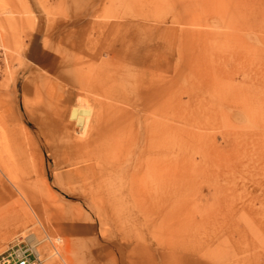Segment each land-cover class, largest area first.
Instances as JSON below:
<instances>
[{"label":"rangeland","instance_id":"obj_1","mask_svg":"<svg viewBox=\"0 0 264 264\" xmlns=\"http://www.w3.org/2000/svg\"><path fill=\"white\" fill-rule=\"evenodd\" d=\"M65 55L95 87L68 82ZM152 76L167 84V201L150 210L126 187L112 207L62 144L130 136L140 155ZM81 102L101 113L84 134ZM2 187L0 251L31 234L46 264H264V0H0Z\"/></svg>","mask_w":264,"mask_h":264},{"label":"bare ground","instance_id":"obj_2","mask_svg":"<svg viewBox=\"0 0 264 264\" xmlns=\"http://www.w3.org/2000/svg\"><path fill=\"white\" fill-rule=\"evenodd\" d=\"M121 49H123V48H121ZM62 57L66 61V62H64L65 65H67L68 67L70 65L72 66V70H71L72 75H70V76L67 75L68 79L66 78V76L64 77V79L66 78L69 83H70V81H73V83H75L74 86L77 84L78 87H80L81 89H85V88L91 89L92 87H95L93 85L92 81L91 82L89 80L87 81V77L85 76L84 73H82L83 71H82L81 67L83 65L81 64L80 65L81 67L78 65L79 63H81L80 62L81 60L80 61L78 60L79 58H75V59L71 58V57L69 58L66 55L62 56ZM78 61H79V63H78ZM87 61H89V60L87 59ZM59 62H60V60L58 61V63ZM139 62H140V60H139ZM57 68H58V64H57ZM88 68L89 67H87V69ZM97 68H99V67H97ZM89 69L87 70L88 72H90ZM55 71L57 73L58 70H55ZM69 72H70V70H69ZM162 74L164 75V73H162ZM90 75H91V72H90ZM45 76H47L46 73H45ZM94 76H97V75L94 74ZM98 76H99V74H98ZM98 76H97V78H98ZM158 76H160L159 73H158ZM242 77H243V75H242ZM45 78H47V77H45ZM161 78H163V77H161ZM161 78H160V82L155 81L153 76H152V78H150V80H146L147 83L145 81V86H148V91L145 92V95L141 101V107L140 108H142L143 111L146 112L145 116L148 120H146L145 124H143L145 127L144 129L141 126L143 132L141 133V131H138V133H141L143 135V137H142V135L140 137V138H143V142L141 140H139L143 143L142 144L143 146H141L142 149H140V150H142V151H140V153H141L140 155L137 154L139 152L138 150H137V153H136V151H134V150H136V148H134L135 146L133 144L134 139L130 140L129 139L130 136H127V137H129L128 138L129 140L125 139L127 142L123 141L124 138L121 141V139H119L118 137H117V140H118L117 141L115 136L112 138L115 139L116 141H111L110 140V138H111L110 133L113 132V130H114V129L112 130V128L108 129L110 131L112 130L110 133H107L106 130H104V132L103 131L99 132V133L103 132V135H104V133L106 131V133L109 136H106V134L104 136H106L107 138L110 137L108 139L106 138L107 141L102 142V140L97 139V137H94L97 135L96 134L94 136H91V137L88 136L87 138H84L81 140L78 139V141H73L74 139H71L72 141L68 140V142L65 144V146L62 144V146L65 147L66 151L68 152V155H69L68 158L72 159L73 163H76V164L84 163L81 167L76 168V171H75L76 176L83 181H87L88 179H91L90 181H88L86 183L89 185L90 189L92 190V193L94 195L100 194L101 199L105 198L106 201H108V203H107L108 205L112 206V205H114L113 203H115L116 200L120 201L121 200L120 196H118V193H116V191L121 189V188L123 189L126 187H127L128 192H129L130 198L135 199V200L137 199V201L138 200L140 201V204L144 203L145 205H148L149 207L151 206L152 209H154L153 207H156V206L159 207V205L164 206V204L167 201V197H168V193H169L168 192V189H169L168 186L170 183V181L168 183L169 173H170L169 172L170 169H169L168 154H169L170 145H168V140H167V133H168L167 126L168 125L166 124V121H165L166 109H167L166 106L167 105H166V93H165L164 89L167 87L166 86L167 84L164 82L165 79L162 80ZM104 79H106V78H104ZM65 80H63V81H65ZM90 80H91V78H90ZM100 80H99V82H100ZM94 84L97 85L95 82H94ZM71 85H72V83H71ZM42 87H44V86L42 85ZM64 89H65V86H64ZM166 90H167V88H166ZM45 91H46V88H45ZM148 93H149V96H148ZM159 95H160V99H159ZM138 97H140V96H138ZM48 101H50V99H48ZM52 101H53V99H52ZM134 101H135V99H134ZM60 103H63V102H60ZM50 104H52V103H50ZM57 104H58V102H57ZM106 104H105V106H106ZM260 106H261V104H260ZM107 111H108V109H107ZM53 113H55L56 118L61 116V113H58V114L56 112H53ZM154 113H158V115H159L158 119H157V117L152 118V116L150 115V114L154 115ZM100 114L101 113H99V111L96 110L95 107L94 108L90 107V105L88 106V105L83 104L81 102V103L74 105L70 109L69 118L74 122V124H76V125L80 124L81 125L83 130H81L80 133L84 134L87 131H91V129H92L91 126H93L94 123L99 122L98 120H99ZM142 114H144V113H142ZM114 115H115V113H114ZM114 115H113V117H114ZM47 116H50L51 118L46 120L45 125L43 124V126H42L43 128L45 126L51 127V129L52 128H56V129L66 128V127L62 126L61 121H59V119H56V118H54V116H51V115H47ZM138 116H139V114H138ZM110 118H111V116H110ZM110 118L108 117V120H110ZM121 121H119V122H121ZM108 122L111 123V121H108ZM112 122H113V120H112ZM115 122H116V120H115ZM102 124L104 125V123H102ZM114 124L111 123V125H114ZM118 124L117 125L115 124L117 126V127L115 126L116 129L119 127ZM105 125H106V123H105ZM121 126H122V124H121ZM42 127L40 128V130H43ZM95 127H96V124H95ZM97 127H98L97 130H99V128H100L99 125ZM103 127L101 130L104 129ZM110 127H113V126H110ZM131 128L134 129L135 127L133 128V125H132ZM116 129H115V131H117ZM93 130H94V128H93ZM120 130H118V131H120ZM126 130H129V129L126 128ZM138 130H139V128H138ZM123 131H124V129H123ZM131 131L132 130L130 129V131H129L130 134H131ZM94 132H95V130H94ZM96 133H98V132H96ZM115 133H113V134H115ZM118 134L119 133H116L115 135L118 136ZM123 134H125V133H123ZM135 134L137 135V132ZM132 135H134V134H132ZM136 137L137 136H135V139H136ZM139 141L138 142L136 141V143L138 144ZM60 142H61V140H60ZM139 147H140V145H139ZM132 151H133V153L135 152V154H137L136 157H134L132 160H130V159L127 160L128 159L127 158L128 153L127 154H124V153L125 152H132ZM123 154L126 155V157L124 156L125 158L124 157L122 158ZM131 155H132V153H131ZM6 158H8V157H6ZM15 185L18 188H21L22 191H24L23 182L17 181V182H15ZM6 200H7L6 189H5V187H2V188H0V206H2L6 202ZM112 201H114V202H112ZM135 205H137V204L135 203ZM138 206H139V204H138ZM112 207H114V206H112ZM151 207H150V210H151ZM116 208L118 210V207H116ZM120 211H121V208H120ZM120 211H118L117 213H119ZM111 213L114 214L115 211L112 212V210H111ZM118 215H120V213ZM113 216L115 219V215H113ZM0 220H3V218H0ZM34 241H36V238L34 239ZM38 250H39V248H38ZM162 259H164V255H163ZM49 262L52 263L51 261H49Z\"/></svg>","mask_w":264,"mask_h":264},{"label":"built area","instance_id":"obj_3","mask_svg":"<svg viewBox=\"0 0 264 264\" xmlns=\"http://www.w3.org/2000/svg\"><path fill=\"white\" fill-rule=\"evenodd\" d=\"M17 236L8 246L0 251V264H46L43 261L39 245L35 236ZM33 242H32V241Z\"/></svg>","mask_w":264,"mask_h":264}]
</instances>
